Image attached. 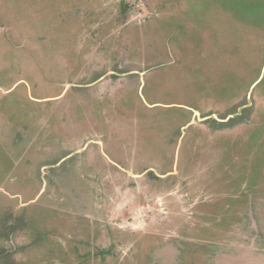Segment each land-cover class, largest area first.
Segmentation results:
<instances>
[{
	"label": "rangeland",
	"instance_id": "obj_1",
	"mask_svg": "<svg viewBox=\"0 0 264 264\" xmlns=\"http://www.w3.org/2000/svg\"><path fill=\"white\" fill-rule=\"evenodd\" d=\"M5 65L44 84L45 96L51 86L67 90L31 111V128L19 133L22 159L37 165L75 152L42 169L32 207L47 212L49 238L22 258L264 264V0H0L7 88ZM139 90L148 102L206 113L253 104L221 125L184 108H149ZM2 96L5 129L12 112ZM102 145L116 149L121 167ZM21 162L0 165V206L17 211L37 183ZM147 168L166 174L155 181L140 173Z\"/></svg>",
	"mask_w": 264,
	"mask_h": 264
},
{
	"label": "flooded vegetation",
	"instance_id": "obj_2",
	"mask_svg": "<svg viewBox=\"0 0 264 264\" xmlns=\"http://www.w3.org/2000/svg\"><path fill=\"white\" fill-rule=\"evenodd\" d=\"M7 54H10V52L6 51V54L4 55L5 58L7 57ZM28 68L32 71L30 67ZM17 69L20 70L19 66L11 68L10 66L5 65L2 67V71L10 77L9 80H11V85H9V87L7 88H4V85L0 84V91H3V102L1 106L2 108H5V106L8 107V109L5 110V114L8 112H12V120L11 122H8V125L5 126V129H2V127L0 126V165L5 168L9 164H13V162L16 163L17 161H23L21 162L22 170L26 173H31L30 176L35 179L37 183H30L31 185L27 191L28 195L25 196V201H23L25 205L21 207L20 210L17 211V209L10 208L8 205L0 206V249L3 248L4 250H6V253H11L9 258L7 259V262L3 254H0V264H36L37 258L35 259L32 256H28L27 259H24L22 257L24 256V252L28 251L29 249L32 250L34 246H43L46 240H48L49 238V231L46 227L48 222L47 220H45L47 212H43L38 207H32L35 204L33 203L34 200H36L39 194L42 192V189L39 188L38 185L39 180L42 181V179L44 178L42 169L61 165L71 156H73L75 152L62 153L58 156H52L51 159L46 160L47 162L44 161L42 164L37 165L33 159H28L31 162H28L26 158L22 159V155L25 153L26 149L25 147H22L23 142L21 141L22 138L20 137L19 133L21 130H28V128L32 125V121L34 119L32 116L33 114L31 115V111H34L38 107H41V103L43 101L50 102L63 97L66 94L67 90L65 89L66 91H60L59 93V89H56L55 87L51 86V89L49 90L52 94L45 96V92H43V90L45 89L44 84L37 85L26 73L22 72L23 74L21 75L17 74ZM257 83L258 79L252 82V89L256 86ZM60 84H63V82H60ZM145 86L146 85L141 82L140 90L144 89ZM38 89L42 91L41 96L35 95V92ZM140 90L138 94L142 99L143 104L149 108H154L158 106L164 108H184L190 110L192 113H195V116L202 117L204 118V120L212 119L215 122L220 123L221 125H224L225 123H228L230 121H234L237 118L243 117L246 112L251 110V106L253 104V100L250 102H237V104L235 105H232V103H230L225 108L226 111H224V109H222L221 111L209 110L208 113H206L200 108H196L194 106L179 102H162L159 100L148 102L140 94ZM10 95H12V97H10ZM14 102H16V104H14ZM24 102H26L27 104ZM22 106L24 107L19 108ZM14 114L15 116L16 114L19 116H16L18 118V121H16V117L13 116ZM6 116L10 117V115L8 114H6ZM188 125H193V123H190ZM80 126H83V124ZM252 136L255 135L252 134ZM91 143H93V140H89L84 145L83 149L85 150L86 148H88L89 144ZM100 151L103 157H106L107 159L111 160V162L115 166H122L121 160L115 157L114 152L116 151V149L111 147L105 148V146L102 145V147H100ZM79 152L80 150L76 151V153ZM28 157L30 158V156ZM256 168L257 166H255V169ZM140 173H144L148 176H151L152 179H155V181L159 180V178H163L162 176L166 174L165 173L163 175H159L155 172L154 169L151 168L143 169V171ZM253 176L255 178H258V173L256 170L254 171ZM29 232H31L33 236L32 238H29V241H26L25 243L17 242L16 237L19 236L20 233H25L26 235H28ZM6 242L9 243V245H6Z\"/></svg>",
	"mask_w": 264,
	"mask_h": 264
},
{
	"label": "trees",
	"instance_id": "obj_3",
	"mask_svg": "<svg viewBox=\"0 0 264 264\" xmlns=\"http://www.w3.org/2000/svg\"><path fill=\"white\" fill-rule=\"evenodd\" d=\"M124 9H127V6H124ZM9 231H13V230H9ZM8 231V232H9ZM9 234V233H8ZM0 254H3V256L5 257V260L7 262V259L9 258V256L11 255L10 252L6 253V250H4L3 248L0 249ZM1 262V261H0ZM3 262V261H2Z\"/></svg>",
	"mask_w": 264,
	"mask_h": 264
}]
</instances>
